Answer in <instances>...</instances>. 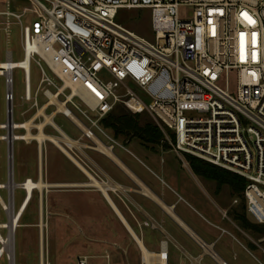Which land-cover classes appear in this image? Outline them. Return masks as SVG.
Returning <instances> with one entry per match:
<instances>
[{"label": "built area", "instance_id": "obj_1", "mask_svg": "<svg viewBox=\"0 0 264 264\" xmlns=\"http://www.w3.org/2000/svg\"><path fill=\"white\" fill-rule=\"evenodd\" d=\"M1 4L0 34L9 40L12 26L19 25L24 58H30L28 67L21 65L8 50L5 61L11 67L0 74L7 83V120L0 123L6 131L0 139L8 145L9 178L0 182V190L7 191L6 199L0 192V206L7 215L5 202L10 203L13 194L15 215L16 188L25 190L23 207L30 198L27 185L34 180L15 179L14 143L25 139L10 138V127L12 135L26 129L15 127L14 70H23V102L39 108L40 93L49 97L58 88L44 62L64 81H73L76 95L66 104L72 101L91 122L84 130L87 137L97 136L95 127L103 130L99 121L118 105L134 114L148 113L181 157L193 155L243 175L247 213L264 224V0H0ZM122 8L150 10L155 40L117 22ZM32 60L41 69L35 87ZM75 97L88 109L75 103ZM11 179L17 183L13 190ZM77 264H89L88 257L80 256Z\"/></svg>", "mask_w": 264, "mask_h": 264}, {"label": "rangeland", "instance_id": "obj_2", "mask_svg": "<svg viewBox=\"0 0 264 264\" xmlns=\"http://www.w3.org/2000/svg\"><path fill=\"white\" fill-rule=\"evenodd\" d=\"M3 7L4 5L1 4L0 8ZM181 15H185L183 11H181ZM27 18L29 20L32 19L30 15H28ZM116 20L125 27L133 31L135 30L140 34L149 37L151 40H155V33L152 30L151 25L150 10L122 8L120 9ZM8 50L13 52V59L15 61L21 60L23 62V60H25L21 29L17 24L12 26L11 38L9 40L4 34H0L1 61H5L7 59ZM43 64L58 84V88H54L52 92L54 94L59 93L57 96L59 101L67 102L72 93L71 88L68 87L65 90L62 89L65 81L51 72L44 62ZM14 78V91L16 94L15 119L17 122L32 120L34 124V127H32L33 133L38 132L35 125L45 120V114H49L52 115L53 124L56 123L55 125L57 127L48 122L45 126V132L50 135L62 137L63 130L66 136L69 137L70 144L73 142L77 145L90 144L95 146L96 142H104L106 145H114L116 153H118L119 149L127 146L129 149L134 151L137 156L143 159L145 152L148 151L147 153L151 158L154 157L158 159L159 162L165 161L166 166L172 170L173 176L176 177L175 179L171 178V181L177 184L178 190L186 198H188L194 206L202 211L207 210L210 212L213 210L219 211V205L228 211V215L232 220L242 225L233 214V209L237 208L241 212H244L248 220L253 223V220L245 211V208H243L246 204L243 192L236 193L229 184L220 185L215 180L196 174L188 161V155L181 157L178 153L172 150L168 140H166V142L169 143V146L165 145V141H162L161 144L152 145L145 143L139 137H117L115 136L113 129L106 128L102 124V120L99 121V124L105 132L98 127L94 128L98 134L95 138L100 140L94 138L88 139L87 136H84V130L85 127L91 125V122L81 114L80 110L75 107L72 101H69L67 106L72 109L74 114L77 116L79 123L72 120L64 113L57 111L58 104H48L51 100L44 94V92L40 93L39 108H31L29 103H25L22 100V95L24 94L23 70L16 68L14 70ZM40 78L41 69L36 61L32 60L31 80L33 87L38 84ZM6 91L7 83L5 81V76L0 75V123L7 120V101L5 98ZM73 101L82 108L88 109V106L79 97H75ZM45 106H47L44 109L45 113L40 112L41 115H38L39 109H42ZM24 111H26L25 114H23ZM147 117V115H143V117H141V122H145ZM5 132V130L0 129V134H4ZM17 132L23 133L24 130H17ZM41 147L42 160L40 157ZM66 148H68L75 155L83 166H87V163L94 165L92 159L86 156L82 150L76 146L72 149L67 146ZM90 152L91 156L95 158H99L101 156L96 150L90 149ZM14 154V173L17 182L23 181L28 176L34 178V180H38L40 178V172H42L43 180L49 184V186H46L42 191V214L45 242L43 255L45 264H77V260L80 256H87L89 264H145L143 252L139 248L138 243L134 240L131 233L112 231L107 233L109 234V239L106 240L104 239L106 238V233L97 231L88 233L80 230L78 227L76 228V226L73 225L72 218L68 216L67 211V201L69 195H71L69 189L72 187L66 185L69 182L68 176L72 175L73 164L67 153L61 150L50 140H45L41 146L37 139H31L30 142L25 140H16L14 143ZM147 161L152 162L150 159ZM8 169V145L5 140L0 139V182H6L8 180ZM233 173L244 177L239 173ZM57 178L59 179V182L63 183L62 185H52L56 182ZM56 189H60V191ZM0 192L6 199L7 191L2 189ZM24 196L25 190L19 187L16 188V207H19ZM54 197H58L60 201V212L58 215L54 213V209L57 208V206H53ZM235 199H238L239 201L235 203ZM123 207L134 221V216L130 209L125 204ZM94 209V212L97 214L103 212V208L97 204ZM40 212L41 193L39 190H35L33 199L21 219V223L23 225L19 226L16 230L15 264H41ZM53 219H55V224L53 223ZM7 220V213L0 206V221ZM245 229L253 239L257 241L261 240V243L264 245V234H258L250 229ZM2 232L5 235L8 234V228H2ZM140 236L141 238H144L146 247L151 251L161 250L162 241L167 240L169 242L167 245L168 251L170 252L168 264H175V254L177 251L175 246L176 241L173 239L169 241L167 237L165 238L156 230L140 233ZM0 264H10V261L4 256L0 259Z\"/></svg>", "mask_w": 264, "mask_h": 264}, {"label": "crops", "instance_id": "obj_3", "mask_svg": "<svg viewBox=\"0 0 264 264\" xmlns=\"http://www.w3.org/2000/svg\"><path fill=\"white\" fill-rule=\"evenodd\" d=\"M63 133L60 138H63ZM70 145V149L76 146L94 162V165L87 163L83 168L71 159L73 172L68 176L66 185L72 187L69 189L72 197L69 195L67 211L76 228L88 233H106V240L109 239L107 233L112 231H130L103 190L93 184V180L98 179L106 186L112 200L140 238V233L156 230L169 241H176L175 264H264L263 243L253 239L242 225L232 220L225 208L218 205L219 211L204 212L194 206L178 190L177 184L171 181V178L176 177L165 161L151 158L148 151L145 152L144 160L127 146L119 149L118 153L112 146L119 161L90 144L77 145L72 142ZM90 149L98 151L101 156H91ZM40 179L43 180L42 172ZM62 184L57 178L52 185ZM123 202L132 212L134 221L124 209ZM96 204L103 208L104 213L94 212ZM53 206H57L54 213L58 215V197H54ZM166 207H171L183 223ZM134 240L137 242L135 237ZM163 242L169 243L163 240L162 247Z\"/></svg>", "mask_w": 264, "mask_h": 264}, {"label": "bare ground", "instance_id": "obj_4", "mask_svg": "<svg viewBox=\"0 0 264 264\" xmlns=\"http://www.w3.org/2000/svg\"><path fill=\"white\" fill-rule=\"evenodd\" d=\"M29 57L26 60H23V62L21 60H18L19 64L21 65H25V66H29ZM10 63L11 62H7V61H1L0 60V74L2 72H6V69L10 70ZM65 79V84L62 87V89H66V88H71L74 86L73 81L71 79L68 78H64ZM72 95L70 96L71 98H73L76 95V89L72 90ZM61 93V91H60ZM50 102L48 104H58V110L62 113H64L65 115H67L68 117H70L72 120L76 121L79 123V120L77 118V116L74 114L73 111H71V109L67 106L66 102H61L57 99V95L56 94H50ZM47 106H45L44 108H40L39 109V114L41 115V113H45L44 109ZM41 112V113H40ZM46 118L44 121H42L41 123L35 125V127L38 129L37 133H33L32 131V127H34L33 125V121H24V122H15L16 126L15 127H19V128H25V132L24 133H14L12 135V128L10 127V138H15L14 135H16V138L19 139H25V141L30 142L31 139H37L39 140V142L41 143V146L43 145L45 140H50L52 141L56 146H58L60 149H62L65 153L68 154V156H70V158L75 161L78 165H80L81 167L85 168L80 161L75 157V155L68 149L66 148L71 146L70 145V140L67 136H65V134L63 133V138H60L58 136L55 135H50L47 134L45 132V126L48 122H50L51 124H53L52 121V115L49 114H45ZM81 123V122H80ZM56 124V123H55ZM55 124H53L55 127H57ZM8 127V124H7ZM57 129V128H56ZM61 132V131H60ZM63 132V130H62ZM94 139H98V138H94ZM100 140V139H98ZM96 149H98L99 151L107 154L110 157L115 158L116 160H119L118 157L116 156V154L112 151V147H110V145H106L104 142H96L95 146ZM11 154H12V147H11ZM44 156V155H43ZM41 157H42V148H41ZM120 161V160H119ZM42 164V163H41ZM89 172V171H88ZM93 184L95 186H97L99 189L103 190L104 194L108 197L109 202H111V204L113 205V207L116 209V211L119 213V215L121 216V218L125 221V223L127 224L128 228H129V232H131V234L133 235V237H135V239L137 240L142 252H143V257H144V261L145 264H168V260H169V253L167 250V243L163 242V247L161 250L159 251H151L149 250L145 243L143 242V240L137 235V233L134 231V229L131 227V225L127 222L126 218L124 217V215L122 214V212L120 211V209L118 208L117 204L112 200L111 196L109 195L106 186L98 179H94L93 180ZM10 186V188L13 190L17 187V183L13 181V179L10 180V183L8 184ZM49 186L48 183H46L44 180H41L40 178L37 181H32L27 185V189L29 192V200L28 202L22 207L23 202L20 204L19 208L17 209V211L15 212V215H13L14 213V197L11 195V200L10 203H6L7 208H8V217L10 218V220L7 221H0V259L2 257H7L9 259V261L11 262V264H15V253H16V247H15V234H16V230L19 226H22L23 224L21 223V219L23 217V215L25 214L29 204L31 203L33 196H34V192L35 189L39 190L40 192L43 190L44 187ZM42 197V196H41ZM42 198H41V212H40V238H41V264H45V259H44V255H43V251H44V222H43V214H42ZM167 205V204H166ZM167 209H169L171 211V213L181 222L182 220L174 213L173 209L171 207H166ZM8 218V219H9ZM2 228H8V234H3L2 232ZM15 228V229H14Z\"/></svg>", "mask_w": 264, "mask_h": 264}, {"label": "trees", "instance_id": "obj_5", "mask_svg": "<svg viewBox=\"0 0 264 264\" xmlns=\"http://www.w3.org/2000/svg\"><path fill=\"white\" fill-rule=\"evenodd\" d=\"M143 115H147L148 117L145 122L142 123L141 117H143ZM102 124L106 128L113 129L117 137H139L145 143L152 145L161 144L162 141L166 142L164 131L150 114H134L122 105H118L115 110L104 117L102 119ZM170 133L172 134L171 131ZM168 144L169 143L166 142L165 145ZM188 161L196 174L215 180L220 185L229 184L236 193L244 191L246 186V179L244 177L193 155L188 154ZM243 208H245L247 212L246 204ZM233 214L243 227L258 234H264V224H259L254 221L251 223L246 214L237 208L233 209Z\"/></svg>", "mask_w": 264, "mask_h": 264}, {"label": "snow or ice", "instance_id": "obj_6", "mask_svg": "<svg viewBox=\"0 0 264 264\" xmlns=\"http://www.w3.org/2000/svg\"><path fill=\"white\" fill-rule=\"evenodd\" d=\"M245 16L246 19H248L249 23H254V21L251 20L250 17L247 16V14H243ZM255 35V34H254ZM242 40H243V34H242ZM242 47H243V44H242Z\"/></svg>", "mask_w": 264, "mask_h": 264}, {"label": "water", "instance_id": "obj_7", "mask_svg": "<svg viewBox=\"0 0 264 264\" xmlns=\"http://www.w3.org/2000/svg\"><path fill=\"white\" fill-rule=\"evenodd\" d=\"M15 229V228H14ZM10 264H11V262H10Z\"/></svg>", "mask_w": 264, "mask_h": 264}]
</instances>
